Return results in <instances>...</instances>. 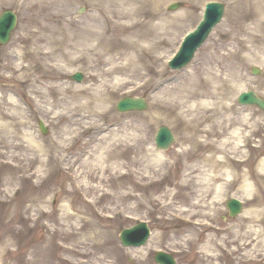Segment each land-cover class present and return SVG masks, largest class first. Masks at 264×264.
Returning a JSON list of instances; mask_svg holds the SVG:
<instances>
[{
    "label": "bare ground",
    "instance_id": "bare-ground-1",
    "mask_svg": "<svg viewBox=\"0 0 264 264\" xmlns=\"http://www.w3.org/2000/svg\"><path fill=\"white\" fill-rule=\"evenodd\" d=\"M81 1L95 10L85 27L75 17L65 19L56 11L59 0H0L35 10L28 27L11 42L10 52H0L8 60L1 68L12 83L0 94V157L8 155L3 148L22 150L27 144L36 156L12 158L21 162L19 172L28 173L32 163L40 164L31 176H40L45 188L51 186L53 173L67 164L70 191L91 194L92 199L85 202L89 209L109 197V185L120 180L122 148L126 154L141 149L148 156L135 187L159 189L161 195L155 197L152 192L147 202L160 209L174 205L175 196L167 186L176 179L174 164H181L175 187L179 193L190 191L192 208L214 206L234 187L233 195L249 204L229 233L230 252L239 261L256 259L264 250V207L260 208L264 203V157L250 169L249 153L264 147V114L252 106H238L236 98L249 89L264 97V88L247 72L252 64L264 71V49L256 47L260 38L264 41V0H227L231 12L225 23H232V40L239 47H216L202 68L189 66L183 75H177L178 80L167 77L166 65L178 44L179 19L190 13L187 8L166 11L174 0ZM183 1L190 8L196 0ZM84 66L89 68L85 82L66 80ZM11 87L28 90L31 108L43 116L45 124L49 121L59 127L51 140L28 130L26 115L19 111ZM140 90L149 93V110L137 120L118 125L112 99L123 91L134 94ZM161 123L176 132L179 149L173 155L174 164L166 152L153 144L147 146L145 130ZM258 134H262L259 143L251 145ZM86 136L89 139L74 154L75 145ZM116 137L120 140L117 151L106 146ZM129 161L136 163L137 159L130 157ZM37 208L39 218L48 212L45 202ZM62 214L52 234L66 242L87 222ZM195 214L201 211H191ZM58 247L83 255L73 244Z\"/></svg>",
    "mask_w": 264,
    "mask_h": 264
},
{
    "label": "rangeland",
    "instance_id": "rangeland-1",
    "mask_svg": "<svg viewBox=\"0 0 264 264\" xmlns=\"http://www.w3.org/2000/svg\"><path fill=\"white\" fill-rule=\"evenodd\" d=\"M209 1L213 0H196L188 8V2L174 0L172 2L182 3V6L176 10L169 8L172 2L167 4L166 11L168 12L186 8L190 12L179 19V32H177L179 37L175 51L186 33L198 24L202 18L205 4ZM216 1L224 3L227 8L222 21L213 29L203 45L198 48L192 61L186 67L174 70L166 65L168 78L178 80L177 75H183L184 70L194 64H197L198 68H202L209 54L218 46L239 47L232 40L231 33L234 30L232 23H225L228 13L231 12V3L227 0ZM5 10L16 13L18 21L10 41L7 44H0V52H10L13 45L11 42L18 35L17 32L25 30L31 18L35 16V10L28 7L0 2V14ZM56 11H60L65 19H69V15L75 17L80 21L78 25L84 27L91 21L95 12L92 7L81 0H59ZM256 47L264 49L262 38L259 39ZM5 63H8V60L2 59L0 55V94L5 93L6 89L12 85L5 78L8 73L1 68V65ZM253 66L258 65H250L247 72L256 82V85L264 88V71L262 70L260 75H254L251 71ZM78 72L83 74L82 82H85L89 68L84 66ZM72 75L73 73H70L66 80L75 84L82 83L74 81ZM244 84H239V88L243 87ZM10 89L13 90V93H10L13 94L19 111L26 115L28 130L36 136L51 140L58 133L59 127L48 121L46 124L44 123L47 131L43 133L39 127V121L43 120V116L36 111L35 107L31 108L28 90H17L13 87ZM148 95L149 93H145L143 90L134 94L127 91L117 94L112 100L115 101L114 115L118 125L137 120L143 112L148 111L150 108ZM34 96L36 93L33 94ZM125 96L146 99L148 109L146 111H117L116 103ZM236 103L240 106L237 98ZM252 108L264 114L260 108L253 106ZM45 119L49 120L47 117ZM113 124L114 127L115 122ZM162 125L165 124L161 123L155 126L153 130H145L148 147L153 144L154 148H157L154 139L158 127ZM171 129L176 134L175 129ZM261 136L262 134H258L253 137L251 145L258 144ZM81 139L75 145L74 154L78 153L77 147L82 144V141L89 139V137L86 136ZM117 139L118 137L111 138L106 146L116 151L119 150L120 140L117 141ZM177 140L176 137L175 143L168 150H162L169 156L172 164H174L173 155L179 149ZM24 147L25 149L22 150L3 148L2 151L7 152L8 155L0 157V264H157L154 261V255L159 250L171 253L178 264H264V250L252 261H239L237 255H232L230 252L233 244H231L229 233L239 224L240 215L236 218L228 217L225 219L223 217L228 216L226 201L230 198L240 199L239 196L233 195L236 191L235 187L227 190L224 195L219 197L218 203L214 206L194 209L191 207L194 196L190 194V191L179 193V189L175 187V184L180 180L182 166L181 164H177V166L174 164L173 170L175 172L173 175L176 179L167 186L175 196L174 205L168 209L154 207L147 201L152 192L155 193V197L160 196L159 189L157 191L152 188L141 190V188L135 187L148 156L146 154L143 156L141 149L135 148L126 154L122 148L118 159L120 180L109 185L111 191L109 197L102 199L93 209H89L85 202L92 199L91 194L86 195V192L77 189L70 191L71 182L65 171L67 164L62 165L58 171L53 173L52 180H50L51 186H47V188L40 185V176H31L34 169L38 170L42 167L37 162L32 163L30 167L26 166L29 170L28 173L21 170L19 172L17 168L21 162L14 160L12 155H18L22 158L30 155L36 156L35 151H30L32 149L27 144L24 143ZM79 152L81 153V151ZM249 154L251 157L250 169H253L264 157V147L258 152H250ZM130 157H135L137 162L130 163ZM125 194H130V197H125ZM42 202L48 206V212L44 217L39 218L40 213L37 211V204ZM244 206L247 207L249 204L244 202ZM263 207L264 203L261 204L260 208ZM191 211L192 214L195 211H201V214L191 215ZM62 213L87 222L84 228L78 229L66 242L52 234V229L56 227L55 221L63 217ZM139 221H146L149 224L153 236L144 246H123L119 238L120 232ZM44 225L49 228L47 229ZM157 235L158 238H155L154 236ZM225 241L228 245L224 243L223 246ZM77 242H79V246H77ZM59 244L66 246L73 244L77 251L83 252V255H77L76 251L69 254L63 248L58 247ZM62 259L65 260V263H62Z\"/></svg>",
    "mask_w": 264,
    "mask_h": 264
},
{
    "label": "water",
    "instance_id": "water-1",
    "mask_svg": "<svg viewBox=\"0 0 264 264\" xmlns=\"http://www.w3.org/2000/svg\"><path fill=\"white\" fill-rule=\"evenodd\" d=\"M181 4L174 3L170 9H177ZM225 6L220 2H209L206 4V9L202 20L196 26L194 31L190 32L182 44L180 51L175 59L170 63L174 69H180L187 65L193 58L197 48L204 43L208 38L212 29L221 21L224 14ZM17 22V16L12 11H5L0 16V42L7 43L10 39L11 32L14 30ZM254 74H260L261 70L258 67H253ZM74 80L81 81L83 76L81 73H76L73 76ZM241 104H253L264 110V99L257 96L253 91L242 93L239 98ZM119 111L129 110H144L147 108L145 101L141 99L126 98L119 102L117 106ZM40 127L46 133V129L42 122ZM175 141L174 134L166 127H160L155 143L159 149H168ZM229 215L235 217L242 212L243 204L238 199H230L227 202ZM150 236V229L145 222H141L131 228L123 229L120 234L121 242L124 246H141L145 244ZM155 261L158 264H177L172 255L160 251L155 255Z\"/></svg>",
    "mask_w": 264,
    "mask_h": 264
}]
</instances>
